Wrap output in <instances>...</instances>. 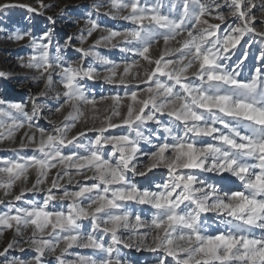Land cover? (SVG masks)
<instances>
[{"label":"snow or ice","instance_id":"snow-or-ice-1","mask_svg":"<svg viewBox=\"0 0 264 264\" xmlns=\"http://www.w3.org/2000/svg\"><path fill=\"white\" fill-rule=\"evenodd\" d=\"M109 2L113 18L132 27L103 29L106 35L88 48L83 44L100 29L91 13L87 35L82 29L78 37L81 46L75 47L69 36L63 45L56 44L55 55L50 53L52 29L39 37L30 30L8 37L27 39L32 54L21 58V66L34 71L31 80L43 88L24 103L0 97V144H16V134L25 129L18 145L9 149L15 158H0V190L7 198H0L6 209L0 211V238L12 234L0 250V264H48L49 256L56 264H132L124 249L155 254L153 264H264V50L247 80L240 78L247 51L228 63L246 35L264 42V31L256 27L258 19L264 25V0ZM17 6L39 15L50 7L43 0L40 9L5 0L0 13ZM94 7L98 14L100 6ZM229 16L240 23L228 24ZM160 41L164 49L153 56ZM101 43L133 58L111 61L95 50ZM72 47L81 56L67 63L61 52ZM88 57L108 67L103 73L86 67ZM9 78L0 71V79ZM99 79L127 90L97 100L89 96L87 81ZM41 98L56 102L47 115ZM106 101L101 117L98 105ZM64 109L69 111L62 121L50 118ZM40 120L52 130L40 127ZM122 127L127 134L110 131ZM105 146L111 152L106 154ZM29 148L32 155L22 154ZM157 168L168 170L166 180L138 186L137 177L147 178ZM191 170L229 173L245 191L224 190ZM18 183L23 186L15 192ZM72 184L76 190L70 191ZM27 193H44V198L26 200ZM63 201H69L66 208H49ZM133 205L150 206L151 218ZM209 213L219 222L215 234L208 232ZM26 248L35 255H12ZM74 248L91 254L70 253ZM73 254L75 259H67Z\"/></svg>","mask_w":264,"mask_h":264},{"label":"rangeland","instance_id":"rangeland-1","mask_svg":"<svg viewBox=\"0 0 264 264\" xmlns=\"http://www.w3.org/2000/svg\"><path fill=\"white\" fill-rule=\"evenodd\" d=\"M14 5H29L33 8H38L40 6V0H7ZM0 2H5V0H0ZM155 0H148V3H154ZM43 3L50 5V7L44 9V15H39L37 13L29 12L26 7H12L8 10L0 13V71H4L10 74L8 80L0 79V97L6 99L9 102L24 103L29 100L30 93L35 94L43 88L41 83L39 86L31 80V76L35 75L34 71L25 69L21 66V58L25 60L32 54V49L29 46V43L26 40L15 42L9 40L8 37L16 32L31 31L33 35L39 37L48 29H52V38L53 45L50 48L51 55H55V46L57 43L60 45L64 44V41L67 37L72 36V44L75 47H80V41L78 39L81 30H85L84 34L87 35L86 29L88 27V14H92V19L97 20L100 25V29L95 31L91 37H88L87 41L83 44L84 48H88L90 45L94 44L102 35H106V32L103 29H112V30H123L125 28H131L132 25L129 21H124L122 19L113 18L115 10L111 8L109 0H43ZM99 5V13L97 14L94 6ZM67 6V7H66ZM63 10V11H62ZM228 9L225 8V14L228 13ZM254 13L259 17L260 13L257 10H253ZM52 16L55 19V24L51 23L47 17ZM211 23H218L214 19H210ZM240 23L234 17L229 16L228 24L235 26ZM222 25V30H223ZM256 27L260 31H264V25H262L259 19L256 22ZM173 46L175 42H173ZM75 47L62 49L61 55L67 63H73L79 61L81 53L75 50ZM164 45L163 41H160L158 45H155L152 54L153 56L158 57L159 54L163 51ZM96 51L99 52L101 56L108 58L111 61H114L118 64H122L125 59L129 61L133 58L131 53H122L119 48H111L104 46L103 43L96 46ZM264 50V42H261V38L255 35H246L242 40L241 44L237 46L235 50V55L232 57V60L229 61V64H234L235 61L241 58L243 52H248V59L245 61L244 66L241 71V79L247 80L252 72H254L255 67L259 66V61L257 57L260 55V52ZM138 59V57H137ZM89 64L95 66L98 71L101 73L104 72V69L108 66L101 65L98 61H95L93 57H88L85 66ZM122 71V67L118 69V72ZM28 77V79H25ZM54 79H58L55 78ZM57 90H60L62 87L59 84L54 85ZM87 88L89 96H95L97 100L100 96H111L120 94L123 96L124 92L127 90L123 86L116 84H107L103 79L87 81ZM51 95V94H50ZM42 103L46 105L44 113L48 114L49 108H54L56 102L54 100L41 98ZM110 103L106 101L98 105L99 115L103 117L105 115L104 108ZM30 107V106H29ZM69 109H64L62 113L52 115L50 118L56 120L57 122L63 120V116L67 114ZM86 116H91V113L87 108H85ZM91 123V121H89ZM99 124V120H97ZM40 127H43L49 131L52 130V126L46 120L39 121ZM84 125L80 124L76 129L73 130L79 131ZM222 127V126H221ZM25 129H21L16 134V144H12L8 141H5L3 144H0V158H15V153L10 151L12 147H15L19 143L20 136L23 134ZM116 135L127 134L128 129L122 127L119 129L110 130ZM94 133H88V137H94ZM207 142H213L211 138H205ZM85 143L88 142V138H85ZM144 151H150V146L142 145ZM111 146H105V153L111 152ZM24 155H32V149H26ZM141 160L144 162L147 161L146 157H141ZM249 163H255V161H249ZM55 172L56 170H52ZM189 171V170H184ZM193 173L198 174L201 178L206 179L209 183H215L222 187L224 190L228 191H245L244 186L241 181L236 177L231 176L229 173H223L222 175H217L216 173H204L200 170H191ZM35 173L33 172L29 177L28 186H31V183L34 181ZM168 178V170L166 168H157L153 169L149 173L147 178L137 177L136 182L138 186L141 187H153L157 183H161ZM77 179H80L79 177ZM83 182V181H82ZM91 183V181H88ZM23 185L17 184L14 191L18 192L19 188ZM70 191L76 190L75 184L68 185ZM55 191V190H54ZM0 198L3 197V190H0ZM44 198V193H27L25 196L26 200H35L37 202L42 201ZM7 199V198H5ZM20 203V202H17ZM69 201L55 202L49 206L52 210H60L62 207L66 208ZM134 209L141 213L144 218L150 219L152 213L154 212L150 206L147 205H133ZM6 210L4 205H0V211ZM208 224L210 225L208 232L209 234H215L218 231L217 225L218 221L216 220L214 214H207ZM87 225V221L84 222ZM257 236L260 235V230H254ZM12 234L6 233L3 238H0V250L3 246H6L7 241L11 240ZM70 253H81V254H91V250L74 248L69 250ZM124 254L131 260L132 264H153V257L155 254L139 251L135 249H124ZM14 256H20L21 258H30L35 253L27 249L24 253L18 251L12 252ZM67 259H75V255H68ZM171 259V258H169ZM48 264H56L55 258L49 256L47 258Z\"/></svg>","mask_w":264,"mask_h":264},{"label":"bare ground","instance_id":"bare-ground-1","mask_svg":"<svg viewBox=\"0 0 264 264\" xmlns=\"http://www.w3.org/2000/svg\"><path fill=\"white\" fill-rule=\"evenodd\" d=\"M14 1V0H13ZM46 1H51V0H46ZM10 2V1H9ZM15 2V1H14ZM38 8L37 9H40V6H37Z\"/></svg>","mask_w":264,"mask_h":264}]
</instances>
